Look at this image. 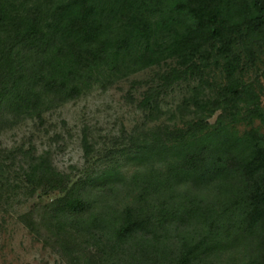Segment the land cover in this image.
<instances>
[{
	"label": "trees",
	"instance_id": "trees-1",
	"mask_svg": "<svg viewBox=\"0 0 264 264\" xmlns=\"http://www.w3.org/2000/svg\"><path fill=\"white\" fill-rule=\"evenodd\" d=\"M124 86L137 119L83 129L81 170L0 147V206L61 191L18 221L62 264H264V0H0V134Z\"/></svg>",
	"mask_w": 264,
	"mask_h": 264
},
{
	"label": "rangeland",
	"instance_id": "rangeland-1",
	"mask_svg": "<svg viewBox=\"0 0 264 264\" xmlns=\"http://www.w3.org/2000/svg\"><path fill=\"white\" fill-rule=\"evenodd\" d=\"M126 89L124 86L122 91L112 88L102 92L95 88L78 100L48 113L44 127H33L27 122L2 132L0 147L27 145L31 139L38 151L49 147L54 150V164L60 171L68 172L72 166L81 170L85 167L81 146L83 129L88 130L99 147H104L107 142L111 143L112 138L119 137L121 127L130 129L137 119L138 115L123 99ZM178 99V94L172 95L164 105L171 109ZM55 135L59 136L57 141L53 138ZM148 166L145 161H135L128 162L120 169L103 165L97 171L104 179L111 178V182L120 183L134 171H146ZM59 194L61 191L48 195L38 194L39 197L27 200L8 212L5 210L7 207L0 206V264H62L50 246L45 245L42 239L30 235L18 221L19 216L35 204L47 203Z\"/></svg>",
	"mask_w": 264,
	"mask_h": 264
}]
</instances>
